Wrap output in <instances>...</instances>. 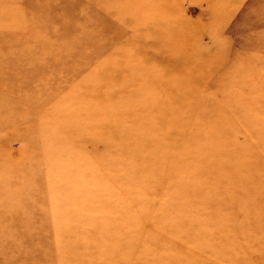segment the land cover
Wrapping results in <instances>:
<instances>
[{
	"label": "rangeland",
	"instance_id": "obj_1",
	"mask_svg": "<svg viewBox=\"0 0 264 264\" xmlns=\"http://www.w3.org/2000/svg\"><path fill=\"white\" fill-rule=\"evenodd\" d=\"M0 264H264V0H0Z\"/></svg>",
	"mask_w": 264,
	"mask_h": 264
},
{
	"label": "bare ground",
	"instance_id": "obj_2",
	"mask_svg": "<svg viewBox=\"0 0 264 264\" xmlns=\"http://www.w3.org/2000/svg\"><path fill=\"white\" fill-rule=\"evenodd\" d=\"M64 13H65V15L69 16L70 11H68L67 9H65Z\"/></svg>",
	"mask_w": 264,
	"mask_h": 264
}]
</instances>
